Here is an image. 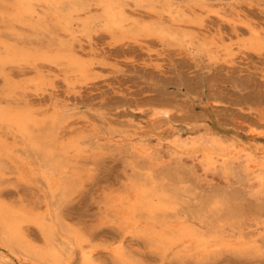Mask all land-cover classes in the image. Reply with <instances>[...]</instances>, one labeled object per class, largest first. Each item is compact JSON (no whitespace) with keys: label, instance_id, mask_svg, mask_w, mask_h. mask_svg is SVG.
Here are the masks:
<instances>
[{"label":"rangeland","instance_id":"374dc122","mask_svg":"<svg viewBox=\"0 0 264 264\" xmlns=\"http://www.w3.org/2000/svg\"><path fill=\"white\" fill-rule=\"evenodd\" d=\"M152 1L158 9L169 6L185 13L179 17L183 22L169 23L168 13L159 16L146 2L125 0L132 16L129 23L170 24L172 34L163 41L142 34L119 38L102 26L83 34L75 26V34L69 36L51 12L40 26L15 22L6 28L0 15V45L52 50L63 41L92 71L80 79L46 62H37L36 67L8 65L0 71V99L11 92L7 100L15 108L27 107L38 117L53 111L64 114L56 133L63 141L76 137L82 141V153L74 158L72 152L73 166L68 169L79 173L78 186L57 212L95 264H264V170L257 178L246 160L252 155L264 164V51H239L233 32L234 28L239 40H245L252 28L264 38V0H206V4L198 0V5L194 0ZM154 110L168 115L157 122L150 116ZM6 132L0 129V136L14 153L2 156L7 175L1 179V199L25 209L32 218L49 221L57 205L40 175V161ZM212 139L219 140L221 148ZM191 140L200 146L193 147ZM205 157L214 159L213 164ZM139 186L149 193L147 199L165 204L158 217L193 225L213 241L209 249L174 247L162 254L146 239L123 234L114 205L119 200L126 203ZM145 215L144 210L138 212L143 224ZM22 232L32 245L43 246L34 223L24 224ZM222 241L226 246L221 247ZM65 249H70L67 244ZM73 253L72 264H81L80 251ZM0 255L12 264H48L18 247L10 249L1 237Z\"/></svg>","mask_w":264,"mask_h":264},{"label":"bare ground","instance_id":"6f19581e","mask_svg":"<svg viewBox=\"0 0 264 264\" xmlns=\"http://www.w3.org/2000/svg\"><path fill=\"white\" fill-rule=\"evenodd\" d=\"M134 1L137 5L146 2L147 8L154 11L157 14L160 13L158 14L159 16L163 12L168 13L169 23L170 21L171 22L174 21L175 23L183 22V20H179L180 16H185V13L182 11L181 12L175 11L171 9L169 6H167L164 9H162L163 7L162 6L160 9H158L156 3L152 0H134ZM194 1L198 5V0H194ZM1 2L2 4L0 7V15H1L2 21H5L7 23L6 28L11 27V24L15 22L16 23L18 22L20 24L25 23V25H28L30 27L40 26L39 25L40 23L41 24L44 23V18H45L44 16L47 15L48 12H51L50 14H52V16L54 17L53 19L55 20V23L57 24L59 29L65 33H68L69 36H72L75 34V29H73L75 28V26L77 27L78 30H80V31L77 30V32L82 33V34L89 32L91 30V27L93 26H98V27L102 26V29H104L106 32L110 34L115 35L114 33H118L119 38H123L125 36L133 37L135 36V34L136 36H139L142 34V35H146L147 37L153 36L163 41L164 39H166L167 36L172 34V27L169 26L170 24L163 22V21L156 20L155 22L151 21V23H145V24L138 23L137 21H134L133 23H129L130 18H132V16L128 15L126 11L127 4L125 0H0V3ZM199 2H201L202 4H206V0H199ZM91 7L99 8L100 11H96L93 13V11L91 10ZM207 7L208 6H205V8ZM38 10H42L43 13L42 14L38 13ZM208 12H211V11L208 10ZM35 16L38 17V21L36 22L33 21ZM217 16L220 19L223 17L219 14H217ZM200 20L201 19H199V21ZM176 27L178 28V26ZM248 30H249L248 33L250 34V36L245 40H239V35L237 34V31L233 28V32L235 35L234 38L237 41L238 50L239 51L240 50H250L252 52L260 54L262 51H264V38L259 33V31L252 29V28H248ZM82 46L84 47V45ZM228 61L229 60L227 59V63L231 64V62H228ZM37 62H46L52 65H55L56 67H59L60 69H64L62 70L63 72L67 74H73L76 78H80V79H87L89 77V74L92 72L90 68L91 65L87 64V62H85L83 58H81L78 54H76L73 50H71L70 47L66 46L63 41H60L57 47H55V49H52V50L17 48V46L13 47L6 43L5 44L2 43V45H0V71L1 72L4 71V68L8 65H14L19 68L22 66L36 67ZM180 63L182 64L181 61ZM5 84L8 86V89L11 91V88H13L11 86L12 84L10 85L9 82ZM10 95H11V92H7V94H5L6 98L4 97L0 99V129H5L7 132H10V135L15 137L14 139H20L22 142V147H24L23 149L31 152L35 156V158L40 161L39 167H42L40 169V175L47 184V187L50 193V199L55 200L57 207L55 210H52L53 211L52 213L50 212V220L46 221V219L44 218H38V217L32 218L31 215H29L28 212L25 209H22L21 207L16 208V207H12L11 205H8L5 201L1 199V196H0V237L2 241L8 247H10V249H14L18 247L19 249H22L25 253H27L30 257H32L33 259H37L39 261L46 262L48 264H72V258H73L72 256L74 254L73 252L77 250L80 251L81 253V264H95L94 262L95 260H93L92 255L89 252L85 251L84 249L85 247L83 248L81 244L82 241H80V238L78 237V235L73 232L74 230L73 231L69 230L67 225L65 226L61 222L58 216V212H57V209L61 205L71 200L72 195L78 186V181L80 179V176L77 170L74 169L76 167L74 168L72 167L74 169L72 172H68L69 171L68 169L71 164L73 166V163L71 162L72 152L74 154V158L77 155H80L82 153V144H81L82 141L80 140L79 137L71 138L68 141H63V137H60L59 133H56L58 126L60 124L62 125V123L64 122V119H65L64 114H58L53 111L50 114L48 112L43 113L40 117H38L35 114H33V112L29 110L27 107H24V108L13 107L7 100L9 99ZM167 115H168V112L165 110H154L150 116H151V119H156L161 116L166 117ZM156 120L157 122L160 121V120L158 121V119ZM157 122L155 121V124ZM162 124L160 123V125ZM45 125H48L49 128L45 132H42L41 128L45 127ZM175 127L173 126V128ZM178 128L176 129L178 130ZM128 138L133 139L130 135ZM198 138H200V136ZM67 139L68 138H66V140ZM174 140H173V144L175 143ZM180 142H181V139H180ZM197 142L191 140L192 146L199 147L200 144ZM206 142H208V140ZM211 142L214 144L215 147L217 148L220 147L219 140L212 139ZM182 146L184 147L185 145H182ZM188 147H191V146H188ZM84 149L86 150V148ZM10 152L14 153V150L8 147L4 138L0 136V188L3 183L2 182L3 180L1 181V179L4 176V171H5L4 170L5 160L4 161L2 160V156H3V153L10 154ZM183 153H185V151ZM247 157H248L246 158L247 163L248 164L250 163L248 165V169L252 172V174H255V175L257 174L256 175L257 178H261L260 176L263 173L264 164L258 163L256 158L252 155H247ZM213 160L214 159L212 158L205 157V161H207L209 165L213 164L212 163ZM187 161L189 160L187 159ZM35 165L36 164L34 162L33 166ZM77 165L78 164H76L75 166ZM205 174H206V171H205ZM145 182H148V181H145ZM141 186L137 187L134 190V196L130 197V199H128L126 203H122V201L119 200L116 202V205H114L116 209V215L118 218L117 219L118 229L120 231L122 230L121 232L123 234L130 233L128 235H133L135 237L137 236L139 238L142 237L146 239L149 243H151V245L152 244L155 245L161 251L162 254H165L168 249L170 248L172 249L174 247H177L178 249L180 247H183L184 249L192 248L195 250L197 248H200V250L204 248L202 251L207 250V247L209 249V246H210L209 244H213L211 243L212 240L211 241L208 240V238L205 237L202 233H200L193 225L189 223H171L170 221L166 220L162 216L158 217L156 213L164 210L165 204L161 202L154 203L153 199H147V194L149 193H147V191L144 190V188H141ZM164 187L166 188L168 186H164ZM204 198H207V196H205ZM203 200H207V199H203ZM204 204L202 205V207H204ZM143 210L147 212V215H145L146 223L144 224L140 222V220H138V212L143 211ZM224 216H227V215L225 214ZM226 220L227 219H225V221ZM186 221L188 220L186 219ZM26 223H34V225H36V227L39 229V232L43 240L42 247H36L32 245L26 239L25 235L22 232V226ZM223 223H226V222H223ZM228 224H229V221H228ZM58 239H60L62 242H59ZM227 242H228V239H227ZM66 244L70 248L68 252L65 249ZM219 245L220 244H218V246ZM223 246H226V243H223L222 241L221 247ZM248 253H250V251ZM175 254H177V252ZM5 257L6 256L0 255V264H12L9 260H6ZM117 257H120V255H117Z\"/></svg>","mask_w":264,"mask_h":264}]
</instances>
